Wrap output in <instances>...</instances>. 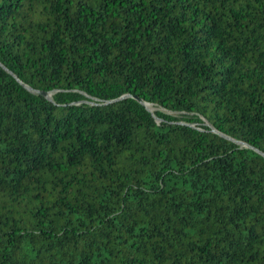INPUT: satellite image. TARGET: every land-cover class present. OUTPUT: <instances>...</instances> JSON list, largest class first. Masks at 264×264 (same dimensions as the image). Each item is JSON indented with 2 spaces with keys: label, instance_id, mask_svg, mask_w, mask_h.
I'll return each instance as SVG.
<instances>
[{
  "label": "trees",
  "instance_id": "16d2710c",
  "mask_svg": "<svg viewBox=\"0 0 264 264\" xmlns=\"http://www.w3.org/2000/svg\"><path fill=\"white\" fill-rule=\"evenodd\" d=\"M261 153L264 0H0V264H264Z\"/></svg>",
  "mask_w": 264,
  "mask_h": 264
},
{
  "label": "water",
  "instance_id": "95a60500",
  "mask_svg": "<svg viewBox=\"0 0 264 264\" xmlns=\"http://www.w3.org/2000/svg\"><path fill=\"white\" fill-rule=\"evenodd\" d=\"M23 86H24L25 88H27V89H30L29 87H27V86H25V85H23ZM39 93L42 94V95H44V96H47V93H45V92L40 91ZM47 97H49V95H48ZM137 100H138L139 103L144 104V105L146 106V108L150 111V109L147 107V104H146L142 99L137 98ZM212 131L215 132L214 129H212ZM218 134H219L221 137H224V138H226V139H229V140H231V141H233V142H235V143H237V144H239V145H245L242 141L232 139L231 137L225 136L224 134H221V133H219V132H218ZM261 154L264 156L263 153H261Z\"/></svg>",
  "mask_w": 264,
  "mask_h": 264
},
{
  "label": "rangeland",
  "instance_id": "374dc122",
  "mask_svg": "<svg viewBox=\"0 0 264 264\" xmlns=\"http://www.w3.org/2000/svg\"><path fill=\"white\" fill-rule=\"evenodd\" d=\"M155 109L162 110L163 112L165 111V110H163V109H160V108H158V107H156V106H153V107H152V109H150V111L154 112V110H155ZM165 112H166V111H165ZM170 114H171V115H176V116H178V115H179L178 113H172V112H170Z\"/></svg>",
  "mask_w": 264,
  "mask_h": 264
},
{
  "label": "bare ground",
  "instance_id": "6f19581e",
  "mask_svg": "<svg viewBox=\"0 0 264 264\" xmlns=\"http://www.w3.org/2000/svg\"><path fill=\"white\" fill-rule=\"evenodd\" d=\"M147 107L150 109V107L148 106V104H147Z\"/></svg>",
  "mask_w": 264,
  "mask_h": 264
}]
</instances>
